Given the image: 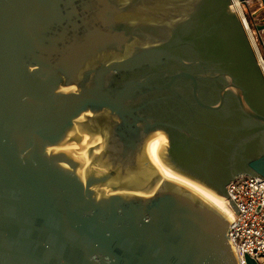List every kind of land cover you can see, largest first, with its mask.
Listing matches in <instances>:
<instances>
[{"label": "water", "instance_id": "obj_1", "mask_svg": "<svg viewBox=\"0 0 264 264\" xmlns=\"http://www.w3.org/2000/svg\"><path fill=\"white\" fill-rule=\"evenodd\" d=\"M251 1L0 0V264H240L146 147L238 215L227 186L264 177Z\"/></svg>", "mask_w": 264, "mask_h": 264}, {"label": "built area", "instance_id": "obj_2", "mask_svg": "<svg viewBox=\"0 0 264 264\" xmlns=\"http://www.w3.org/2000/svg\"><path fill=\"white\" fill-rule=\"evenodd\" d=\"M226 189L240 211L238 215L234 212L229 231L240 264H245L246 256L264 264V177L240 176Z\"/></svg>", "mask_w": 264, "mask_h": 264}, {"label": "bare ground", "instance_id": "obj_3", "mask_svg": "<svg viewBox=\"0 0 264 264\" xmlns=\"http://www.w3.org/2000/svg\"><path fill=\"white\" fill-rule=\"evenodd\" d=\"M233 9L236 10L239 14L241 13V9L238 6L237 2H235ZM249 34H250V31H249ZM252 38L253 37L251 36L250 39L253 45ZM258 61H259L262 71L264 72L263 61L259 57H258ZM77 150H79V148H77L76 151ZM162 150H163V145L160 142L152 143L149 141L146 147L147 158L149 159L150 163L155 167V169L157 170V172L161 175L163 179L175 182L191 190L192 192L200 196L202 199H204L206 202H208L210 205H212L214 208H216L218 211H220L224 216H226L227 219H229V221H232L234 219V216H235L234 210L230 207L226 199L217 196L216 194L206 189L205 187L185 177H182L176 173H173L167 170L165 167H163L156 159L158 153L160 155Z\"/></svg>", "mask_w": 264, "mask_h": 264}, {"label": "rangeland", "instance_id": "obj_4", "mask_svg": "<svg viewBox=\"0 0 264 264\" xmlns=\"http://www.w3.org/2000/svg\"><path fill=\"white\" fill-rule=\"evenodd\" d=\"M251 5H252V7L249 9H253L254 6H253V4H251ZM240 9L243 11L244 17L246 18V20L249 24L250 35L253 37L252 42H253V47H254L255 51L257 52V58L258 57L261 58V60L264 63V34L261 35L262 42H259L257 40L256 36L254 35L253 28L250 26V23H249V18H248V13H250L249 10L247 12L244 8L240 7Z\"/></svg>", "mask_w": 264, "mask_h": 264}, {"label": "crops", "instance_id": "obj_5", "mask_svg": "<svg viewBox=\"0 0 264 264\" xmlns=\"http://www.w3.org/2000/svg\"><path fill=\"white\" fill-rule=\"evenodd\" d=\"M251 4H253V9H249V12L250 13H253L255 10H257L259 7H261V1L260 0H256V1H251V2H249V8H251L252 7V5ZM261 18V16H258V17H256L255 18V21H257L258 19H260Z\"/></svg>", "mask_w": 264, "mask_h": 264}]
</instances>
